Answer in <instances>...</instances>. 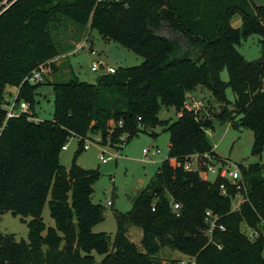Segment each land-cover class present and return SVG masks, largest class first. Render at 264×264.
<instances>
[{"label": "trees", "instance_id": "obj_1", "mask_svg": "<svg viewBox=\"0 0 264 264\" xmlns=\"http://www.w3.org/2000/svg\"><path fill=\"white\" fill-rule=\"evenodd\" d=\"M5 1L0 0V126L11 88L17 89V101H28L37 115L45 81L34 83L29 77L64 51L59 35L68 20L80 30L90 22L91 35L98 31L144 62L105 72L96 84L76 75L49 82L53 120L22 114L6 122L0 136V213L29 218V240L0 233V264H94L95 252L103 255L101 264H162L158 242L196 264H264V237L251 240L243 231L244 223L257 226L258 213L264 214V163H251L244 172L250 200L237 211H232L236 189L230 182L208 180L203 162L198 170L184 167L190 154H215L208 134L213 121L184 110L188 95L200 87L226 104L219 119L253 131L254 153L264 148V5L254 0ZM235 15L242 18L240 27L232 24ZM254 35L261 38L262 55L248 60L239 45ZM163 106L181 115L173 122L162 120ZM158 125L170 132L169 156L135 196L131 210L115 212L112 242L107 232L94 231L106 212L93 200L100 172L78 165L77 156L66 169L60 161L63 146L78 137L80 154L90 133L114 146L142 131L155 137ZM224 182L227 196L221 193ZM47 201L55 227L43 219ZM173 203L180 204L179 216ZM208 209L221 215L226 227L215 233L222 249L204 234ZM131 226L142 230L143 250L130 239Z\"/></svg>", "mask_w": 264, "mask_h": 264}, {"label": "rangeland", "instance_id": "obj_2", "mask_svg": "<svg viewBox=\"0 0 264 264\" xmlns=\"http://www.w3.org/2000/svg\"><path fill=\"white\" fill-rule=\"evenodd\" d=\"M7 1V0H6ZM6 1L4 3H6ZM264 4V0H257ZM240 16V15H239ZM242 24V21L240 22ZM238 27L239 24H233ZM241 26V25H240ZM60 39L63 41L64 51L53 58L47 66H43V80L39 88L37 102L35 105L36 117L39 120H53L55 116V97L49 82L56 80H68L76 75L83 81L96 80L105 73L106 67L111 70L119 68H129L139 66L144 62V57L130 50L123 44L114 40H109L103 36H93L90 34V22L79 29L78 23L68 20L65 30L60 33ZM258 35L250 36L242 41L239 50L246 59L255 60L262 55V43ZM105 63L106 66L98 71H93L92 66L95 63ZM53 65H56L54 69ZM224 80H229V73L224 70L222 73ZM7 95V100H12L17 93L16 88H11ZM52 92V93H50ZM195 97L204 99L206 102L201 113L204 117L213 121V127L208 129L209 137L215 147L218 155L231 159L234 162L242 164H251L256 162L264 163V148L260 153H254V133L247 128H236L228 120H221L218 114L222 113L220 106L226 104L218 103L211 92L200 87L194 94ZM228 98L234 101L235 95L231 88L227 90ZM7 106V104H6ZM230 107V106H229ZM231 108V107H230ZM162 120L175 121L179 117V112L173 107H162L160 111ZM152 131V130H151ZM153 131L157 133L154 137L150 131H142L126 142L123 148H105L108 151L109 161L102 162L99 158L101 143H104L103 137L99 133H90L87 139L90 140L89 147L78 154L80 139L72 137L69 139V147L62 150L60 161L66 168L73 166L74 158L77 156V164L87 169H97L101 176L94 185L93 200L102 203L106 207L105 219L94 227L95 232L105 231L111 235L113 242L117 233V222L115 212H128L133 207V199L139 191L145 188L151 178L158 171L161 163L168 158L171 146V135L166 130L165 125L156 126ZM87 140V141H88ZM153 144L162 150L161 154L151 155L147 160L144 155V149ZM118 153V158L113 157ZM214 181V175L210 176ZM111 200L112 205L107 202ZM43 219L46 225L55 227V220L51 216L49 201L46 202L43 210ZM29 218L24 221L20 216L12 212L0 213V233L15 234L18 240H29ZM130 239L139 245L142 239V230L131 226L129 231ZM160 245L156 256L162 264H196L195 260L180 251H177L167 245ZM95 263L101 264L103 255L94 253Z\"/></svg>", "mask_w": 264, "mask_h": 264}, {"label": "built area", "instance_id": "obj_3", "mask_svg": "<svg viewBox=\"0 0 264 264\" xmlns=\"http://www.w3.org/2000/svg\"><path fill=\"white\" fill-rule=\"evenodd\" d=\"M101 1V0H100ZM114 1H124V0H114ZM106 66L105 63H95L92 66L93 71H98L102 67ZM42 70H35L29 77L31 82H41L43 81V75H42ZM115 70H111L110 68L106 67L107 73L113 72ZM206 102L204 99L197 98L193 94H189L185 104H184V110L190 111V112H195L198 114H201V111L203 110ZM6 120L3 125L0 126V136L5 128L6 122L9 119L19 117L22 114H27L30 118L34 119L35 121H40L36 116L33 115V110L31 109V105L28 101L22 100V101H17V93L13 96L12 100H8L7 106H6ZM123 141L114 144V146L110 145L109 143H101V150H100V160L102 162H107L109 161L110 157L108 156V151L105 149L107 147H118V148H123L126 145V137H122ZM88 140V139H87ZM86 140L85 143V148L89 147V141ZM69 141L63 146V150H67L69 147ZM153 152V153H152ZM152 153V154H151ZM162 150L155 146L154 144L149 147L144 149V155L147 160L151 159L152 157L150 154L157 155L161 154ZM118 153H114L113 157L115 159L118 158ZM202 162L204 163L203 172L205 175H207V179L211 175L215 176V179L220 177L228 182H230L236 189L235 195L231 196L232 198V211H237L240 210L246 202H249L250 200V187L247 182V180L244 177V172L248 171L250 169V164H240V163H235L231 162L226 159L219 158L212 152H206L204 154H199V153H194L190 154L186 157V160L184 162V167L186 170H198L201 169ZM263 177H264V171H263ZM221 193L225 196L229 195V190H228V185L226 182L221 184ZM108 205H112V201L109 200L107 202ZM156 206H153V210H155ZM173 209L176 212V214L179 216L180 212V204L179 203H173ZM259 216V223L257 226H250L247 223H244L243 231L244 233L249 237L251 240H256L259 237H264V214L258 213ZM222 216L215 213L213 210L208 209L205 212V223H206V228L204 229V234L206 237H208L210 243H214L217 248L222 249L223 246L222 244L216 239L215 233L216 230H226V227L224 224L220 222Z\"/></svg>", "mask_w": 264, "mask_h": 264}, {"label": "crops", "instance_id": "obj_4", "mask_svg": "<svg viewBox=\"0 0 264 264\" xmlns=\"http://www.w3.org/2000/svg\"><path fill=\"white\" fill-rule=\"evenodd\" d=\"M254 1H255V3L258 4V5H264V4H260V2H258L257 0H254ZM235 21H236L237 24H239L238 27H240V25H241L240 22L242 21L241 16H239V15H235V16L233 17V19H232V24H234ZM10 92H12V91L10 90ZM192 94H194V93H192ZM180 115H181V113H179V116H180ZM154 145H155V144H154ZM214 152H215V155L218 156L219 158L226 159V160H229V161H231V162H234V161H232L231 159H228V158H225V157H222V156L218 155L217 152L215 151V147H214ZM235 163H238V162H235ZM240 164H242V163H240ZM205 177L207 178V175H205ZM214 177H215V176H214ZM209 179H210V177H209Z\"/></svg>", "mask_w": 264, "mask_h": 264}, {"label": "water", "instance_id": "obj_5", "mask_svg": "<svg viewBox=\"0 0 264 264\" xmlns=\"http://www.w3.org/2000/svg\"><path fill=\"white\" fill-rule=\"evenodd\" d=\"M94 34H95L96 37H99L98 31L95 30ZM88 82L91 83V84H96L97 83L96 80H91V81H88ZM50 93H52V92H50ZM220 108H221V111L224 112L225 109H226V106L225 105H221Z\"/></svg>", "mask_w": 264, "mask_h": 264}]
</instances>
